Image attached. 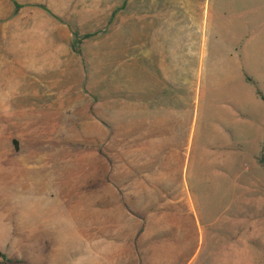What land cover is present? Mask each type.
I'll use <instances>...</instances> for the list:
<instances>
[{"label": "rangeland", "instance_id": "obj_1", "mask_svg": "<svg viewBox=\"0 0 264 264\" xmlns=\"http://www.w3.org/2000/svg\"><path fill=\"white\" fill-rule=\"evenodd\" d=\"M164 140L176 186L133 206L156 199L179 218L135 213L121 228L104 188L110 219L94 218V174H124L127 152L137 166ZM263 158L264 0H0V264H264V222L223 219L221 190L249 187L264 210ZM186 196L212 242L198 257L197 237L181 255L151 246L186 224ZM130 232L132 263L125 248L101 257Z\"/></svg>", "mask_w": 264, "mask_h": 264}, {"label": "crops", "instance_id": "obj_2", "mask_svg": "<svg viewBox=\"0 0 264 264\" xmlns=\"http://www.w3.org/2000/svg\"><path fill=\"white\" fill-rule=\"evenodd\" d=\"M257 119H254L253 121H256ZM256 125L259 126L261 122L258 120L256 121ZM146 139L154 140L157 138V141H159V138L161 136H153V135H147ZM165 140L162 142V149L157 151H151V152H142L141 159L142 162L138 164L137 166H134V157L130 152H127L126 155V172L123 174L121 173L118 168L114 167L110 170H104L101 172H96L94 174V185H95V191H97V195H95V201L94 204V218H100V221H108L110 218H104L103 215H107V212L105 213L106 209H102V200L99 198L101 196L102 189H106L110 191L111 196L117 195V198L121 200L120 204H116L117 211L119 212H125L124 217L126 218H120L119 225L121 228L125 225L126 228L132 227V216L133 214L138 213L150 220L152 219H160L163 216H166L168 214H174L175 217H178L177 211H169L166 209V206L160 205V202L155 199V202H150L149 204L146 203V206H143L144 204H141L142 210L140 212L134 210L135 200L138 198V192L141 191V200L143 202H147L149 199L152 201V198H157L155 195L158 194V192H164L166 190L173 189L176 185H170L165 183L166 181V166H165V155H166V146H165ZM158 143V142H157ZM160 145H158L159 147ZM176 153V151H175ZM161 156V157H160ZM178 158L181 157V152L177 151ZM159 159L161 158V163L158 165L157 162H152V159ZM137 164V163H136ZM177 167V176L180 183L177 184V191H182L187 188V182H181L183 179L187 177V167H184V174L183 170L181 169V162H178V165L175 164ZM165 172V173H163ZM162 175V184L158 182V179H156V175ZM165 174V175H164ZM225 178V177H223ZM228 181L222 184L221 190L225 191L226 194L224 195V204L222 208V216L223 219H225L228 222H234L236 219L240 225L244 226L245 229H248V227L252 228V224L255 225L256 223L260 224L264 222V210H263V199L261 193L257 196H247L245 192L240 194V191L244 189V191L248 190L246 186H241L240 183H232L229 178H227ZM184 187V188H183ZM255 189H258L257 185H254ZM188 189V188H187ZM173 190V191H174ZM187 191V190H186ZM239 192L237 195L236 202L238 203V206L235 207L233 204L234 200L230 199V193L234 192L233 195H235V192ZM99 192V195H98ZM228 192V193H227ZM232 195V196H233ZM97 197V198H96ZM188 198L189 202V210L186 214L188 217V221L185 222L186 224L181 225L179 221V226L173 227V232H169L167 235L163 237V235H157L154 240L155 242L151 243V246L158 247V249L161 248H173L175 253H179L178 251L183 250L184 242H181L180 239L183 240H195V238H198V241L201 242V246L199 247V254L203 251V248L206 249V246L211 245L212 242L207 241L209 234H204L202 231H198V226L196 224V220H192V218L196 217V204L193 203V200H191L190 196H186ZM137 202V201H136ZM150 204H152L150 206ZM195 205V206H194ZM113 205H111L112 207ZM150 206V207H149ZM139 207V206H137ZM131 218H127V217ZM141 216V217H142ZM156 217V218H154ZM179 218V217H178ZM193 221H195V224L193 225ZM248 224V225H246ZM184 226V227H183ZM183 228L186 230L184 231ZM128 235V234H125ZM228 235V236H227ZM129 236V237H128ZM128 236H116L115 239H110V244H112V249L108 253L101 252V257L104 255H109L110 253H114L117 258H121L123 254H121V249L125 248V255L128 256L129 252V260L130 263H132L131 258L132 254L134 252V240H133V234L130 232V235ZM227 237H230V234L228 232L222 233V238H225L227 242L225 244L223 243L221 246L224 247L227 245V248H230V239H227ZM234 237V236H233ZM169 239H173L172 242H169ZM96 242V241H95ZM129 250V251H128ZM205 251V250H204ZM110 254V255H111ZM180 254V253H179ZM181 255V254H180ZM196 257V258H197ZM195 258V259H196ZM190 260L189 262H191ZM188 262V263H189ZM123 262L121 261V264ZM127 263V261H126Z\"/></svg>", "mask_w": 264, "mask_h": 264}, {"label": "trees", "instance_id": "obj_3", "mask_svg": "<svg viewBox=\"0 0 264 264\" xmlns=\"http://www.w3.org/2000/svg\"><path fill=\"white\" fill-rule=\"evenodd\" d=\"M14 144H15V142H14ZM15 149H16V148H15ZM261 163L264 164V158L261 159ZM0 258H4L3 255H2L1 253H0ZM6 263H7V262H6Z\"/></svg>", "mask_w": 264, "mask_h": 264}]
</instances>
